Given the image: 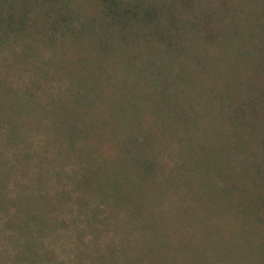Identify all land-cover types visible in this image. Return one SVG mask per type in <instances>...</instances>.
Returning <instances> with one entry per match:
<instances>
[{
    "label": "trees",
    "instance_id": "16d2710c",
    "mask_svg": "<svg viewBox=\"0 0 264 264\" xmlns=\"http://www.w3.org/2000/svg\"><path fill=\"white\" fill-rule=\"evenodd\" d=\"M3 49L33 72L0 79V264L257 256L239 156L264 100V0H0Z\"/></svg>",
    "mask_w": 264,
    "mask_h": 264
},
{
    "label": "rangeland",
    "instance_id": "374dc122",
    "mask_svg": "<svg viewBox=\"0 0 264 264\" xmlns=\"http://www.w3.org/2000/svg\"><path fill=\"white\" fill-rule=\"evenodd\" d=\"M18 54H22V52L20 53V50L17 49V52H12L10 50H5L3 49L1 51V55H0V79L1 80H7L8 82H11L13 85H15V87L17 88H26L27 86H29V82H30V78L32 75L33 70L30 69V67L27 65H22L20 62L19 63H15V64H11V61L9 62H4L3 60L8 59V60H13L17 57ZM28 62V61H27ZM57 82L56 80H52V82L47 83L45 85L46 90H48L49 92H51L52 90H55L57 88ZM41 95V93H39ZM42 98V100H45V97H40ZM104 110V106L102 108ZM106 112H108V110H105ZM261 111V113H260ZM259 114L257 116V123H253L252 124V133L251 136H253L252 138V143L250 145V149L247 152V157L245 156V153H241L240 154V167H245V169H247L248 171L251 172V181L249 183V186L252 187V190L250 192L251 195H254L257 197L256 200H254V203H256L257 207H261V211H260V216H262L264 218V100H263V104H262V108L260 109ZM160 126L157 127V129H159ZM240 129H243L242 126L239 127ZM44 140V139H42ZM38 145V144H37ZM178 145V144H177ZM35 151L37 150L36 147H34ZM175 149L173 148V151H168V154L166 155L165 158V164L166 167H170L173 165V161L176 158V152H174ZM35 160V159H33ZM32 160V161H33ZM34 162H31V165ZM59 166V165H58ZM57 166V167H58ZM258 166L262 169L261 173H262V178L258 177V176H254V172L257 171L259 168ZM69 169H73L72 166H68L66 168L67 171H69ZM61 170V169H60ZM29 179L26 181V184L28 183ZM18 185L15 184H10V188H9V193L10 195H13L16 187ZM74 217V215L72 214V212L70 210H67L64 214H62V218H65L68 221H71L72 218ZM62 220V219H61ZM235 224L236 227L240 226V223L238 221V219H235ZM71 225H68V227ZM2 229H4L2 227ZM6 229V228H5ZM68 228L65 226H60L59 231L62 235H64V233H67V238L63 239L62 242H64V244L70 248V249H74L75 243L72 240V238L70 237L69 233H72L71 231L67 230ZM260 229L264 230V226H262ZM6 232L8 234H11L13 232L6 230ZM73 232L74 235L76 237V232H75V227L73 228ZM262 237H264V233L261 234ZM94 239V236L92 234H89L87 238H85V241L88 242L92 241ZM105 239V235L102 236V239H100L102 241L103 244L106 243ZM264 244L261 242V239H257V241L255 239H251L250 245H249V249L247 250V252L249 250L255 249L254 251L257 250V252H254L253 255H257L255 257H252L251 259H247L245 258L244 260H241V258H239L241 261L238 262L237 264H264V255H261V253L264 254V248H260L262 247ZM5 249V242L3 244L0 243V250H4ZM245 250H240L237 251L238 252H244ZM64 259L66 258V256H62ZM234 260L233 259L229 260L226 259L225 261H223V259L220 261V264H230V262H232ZM88 263V262H87ZM89 264V263H88Z\"/></svg>",
    "mask_w": 264,
    "mask_h": 264
}]
</instances>
